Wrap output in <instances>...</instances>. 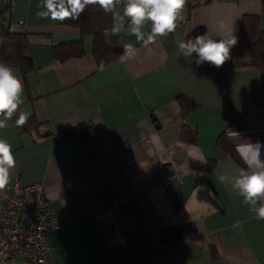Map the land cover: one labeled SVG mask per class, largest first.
Listing matches in <instances>:
<instances>
[{"label":"crops","instance_id":"1","mask_svg":"<svg viewBox=\"0 0 264 264\" xmlns=\"http://www.w3.org/2000/svg\"><path fill=\"white\" fill-rule=\"evenodd\" d=\"M38 3L11 0L3 20L28 34L23 51L33 62L23 72L0 56L24 84V103L0 129L16 159L7 187L40 182L53 204L84 211L47 232L51 258L39 264H264V220L217 179L229 155L244 166L240 139L264 144V68L197 66L177 49L218 19L237 42L245 15L264 30V0H189L176 31L147 49L118 35L139 55L104 71L93 35L39 18ZM76 41L80 55L57 56ZM20 111L30 113L23 127L15 125ZM82 123L96 132L91 144L66 135ZM184 224L200 237L163 242L166 228ZM9 264L32 263L16 253Z\"/></svg>","mask_w":264,"mask_h":264},{"label":"clouds","instance_id":"2","mask_svg":"<svg viewBox=\"0 0 264 264\" xmlns=\"http://www.w3.org/2000/svg\"><path fill=\"white\" fill-rule=\"evenodd\" d=\"M188 0H40L36 5V15L54 22L78 20L88 6H98L105 14H111L113 24L105 28L102 35L105 42L110 37L125 33L134 36L136 44L147 49L156 43L158 37H167L176 31L178 22ZM150 25V31L146 30ZM235 29L223 19L216 21L215 29L207 28L204 34L177 42L179 56L194 60L197 66L209 63L217 68L231 59V48L237 44ZM123 52L118 57L120 64L134 61L139 49L133 43H124ZM195 54V56H193ZM99 71L105 70L101 60ZM22 78L6 63H0V129L7 126L24 103ZM30 113L20 111L15 120L17 127H23ZM240 139V133L234 132ZM235 144V152L243 167L235 163L229 155L224 162V171L218 174V181L231 192L243 199L255 218L264 220V144L250 139ZM16 167L12 145L0 139V191L10 183V170ZM205 187L206 186H202ZM211 193V190H208Z\"/></svg>","mask_w":264,"mask_h":264},{"label":"trees","instance_id":"3","mask_svg":"<svg viewBox=\"0 0 264 264\" xmlns=\"http://www.w3.org/2000/svg\"><path fill=\"white\" fill-rule=\"evenodd\" d=\"M10 3L11 0H3V6L0 10V36L3 37L0 56L2 61L17 65L23 72H26L33 67L31 57L23 51L28 43V34L12 31L3 22L5 16L8 17ZM64 23L80 28L82 33L93 35L92 53L97 65L100 64L101 60L106 65L122 54L123 48L118 36L110 37V43L105 42V37L102 35L103 30L112 27L113 19L111 14H105L98 6H88L78 20H66ZM65 48L64 51H61L60 47L59 51L57 50L56 54L61 59L78 56L82 53L80 41L68 43ZM233 52V60L231 62L229 60L231 66L254 65L264 68V30L260 29L255 16H243L240 37L233 47ZM66 135L83 144H91L96 138L94 128L83 123L67 130ZM200 235L193 224H184L166 228L162 234V239L166 243L197 239Z\"/></svg>","mask_w":264,"mask_h":264},{"label":"built area","instance_id":"4","mask_svg":"<svg viewBox=\"0 0 264 264\" xmlns=\"http://www.w3.org/2000/svg\"><path fill=\"white\" fill-rule=\"evenodd\" d=\"M83 214V210L53 204L40 182L15 186L12 193L8 187L0 191V264H9L16 253L32 264L48 261L47 232Z\"/></svg>","mask_w":264,"mask_h":264}]
</instances>
